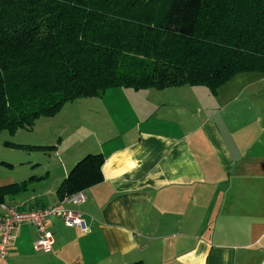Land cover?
I'll return each instance as SVG.
<instances>
[{"label":"crops","instance_id":"0c3cea01","mask_svg":"<svg viewBox=\"0 0 264 264\" xmlns=\"http://www.w3.org/2000/svg\"><path fill=\"white\" fill-rule=\"evenodd\" d=\"M233 80L242 81L240 90L224 87ZM200 87H112L98 96L104 104L94 112L107 119L91 123L92 139L63 155L61 148L49 152L60 155L62 167L28 172L25 179H40L0 204V215L3 206L59 205L80 212L89 230L50 216L45 224L54 243L43 251L34 245L35 226L20 223L0 264H260L264 75L236 74L215 94ZM220 94L223 104L214 101ZM232 102L242 120L227 122L219 111ZM98 152L102 181L83 190L80 204L60 201L55 191L70 168ZM14 179L0 171V186Z\"/></svg>","mask_w":264,"mask_h":264},{"label":"trees","instance_id":"16d2710c","mask_svg":"<svg viewBox=\"0 0 264 264\" xmlns=\"http://www.w3.org/2000/svg\"><path fill=\"white\" fill-rule=\"evenodd\" d=\"M243 72L264 74V0H0V133L108 88L215 94ZM103 162L100 152L81 157L57 198L101 182ZM35 179L1 185L0 204Z\"/></svg>","mask_w":264,"mask_h":264},{"label":"rangeland","instance_id":"374dc122","mask_svg":"<svg viewBox=\"0 0 264 264\" xmlns=\"http://www.w3.org/2000/svg\"><path fill=\"white\" fill-rule=\"evenodd\" d=\"M247 73V72H243ZM256 76H263V73L253 72ZM245 75V74H244ZM248 76V75H245ZM240 77V76H239ZM243 77V76H242ZM250 77V76H248ZM252 78H257L253 76ZM246 80V79H242ZM228 85L235 86L236 91L240 90L242 86L241 80H233ZM200 89L208 90L202 86ZM239 91L238 93H241ZM245 94H241V97ZM226 97L219 95L214 101H220L221 104L226 100ZM239 101L238 99H236ZM243 100V98H241ZM219 102V103H220ZM103 101L97 97H84L78 98L72 102L65 103L61 109L53 116L44 117L41 116L37 119L36 124L31 129L20 128L13 133H8L6 130L0 133V160L10 163L11 165L0 164V171L5 172L7 175L13 176L14 181L19 182L25 179V175L34 174L40 175L46 172L47 166L51 170H57L62 167V163L59 160L61 154L76 149L77 143L90 140L94 136L91 133L90 125L92 122L98 119L104 122L107 117L105 112L100 110L98 114L94 111L100 109L103 105ZM222 105L216 103V108ZM235 107V102L225 106L221 109L220 118L226 119L227 122H233L240 120L243 113L232 112ZM242 120V119H241ZM239 125V124H238ZM94 130V129H93ZM12 143H18L22 146L13 145ZM57 145L56 149L61 148L60 155H56L49 152L55 151H43L42 149H36L31 147L32 145ZM32 170L31 172L28 170ZM264 255L260 264H264Z\"/></svg>","mask_w":264,"mask_h":264},{"label":"built area","instance_id":"2783aa9c","mask_svg":"<svg viewBox=\"0 0 264 264\" xmlns=\"http://www.w3.org/2000/svg\"><path fill=\"white\" fill-rule=\"evenodd\" d=\"M83 190L73 193L64 199L68 204H80L84 201ZM5 213L0 215V258H5L8 254V248L13 238V231L20 223H31L35 226L37 237L35 248L43 251H50L54 237L52 232L46 227V219L50 216L61 218L65 225L79 227L82 231H88L80 212L71 209H65L59 205H48L38 209L17 210L3 206Z\"/></svg>","mask_w":264,"mask_h":264}]
</instances>
